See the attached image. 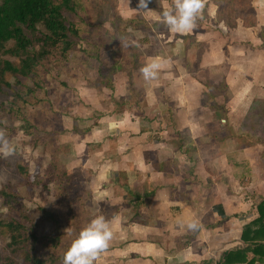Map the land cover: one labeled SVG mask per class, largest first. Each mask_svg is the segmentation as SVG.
Here are the masks:
<instances>
[{
	"label": "rangeland",
	"instance_id": "rangeland-1",
	"mask_svg": "<svg viewBox=\"0 0 264 264\" xmlns=\"http://www.w3.org/2000/svg\"><path fill=\"white\" fill-rule=\"evenodd\" d=\"M170 3V0H151L148 8L151 6L152 11L134 12L131 9L137 8L139 0H130V4L129 0H75V10L64 12L67 23L78 31L76 36L70 35L72 49L66 53L52 52L27 77L5 73L3 79L9 86L2 85L0 91V129L5 130L16 155L5 158L0 153V264H7V261L9 264H31L27 259L29 255L41 258L45 264H63L64 254L79 232L98 215L112 219L118 211V203L138 210L141 221L148 227L157 225L158 222L152 223V212L150 215L144 213L150 212L147 201H135L133 196L121 191L128 182L124 180L125 174L117 172L114 166L117 162L125 163L130 171L133 162L146 157V161L154 163L165 151L167 160L174 164L170 173L179 172L185 177L189 167L212 160L219 156L220 150H226L221 147L225 140L231 142V147L248 149L264 143V103L248 101L247 116H242V94L235 89L227 107L216 105L215 97L222 103L229 95L220 85L218 89L208 90L215 102L213 106L208 99L205 106L192 105L188 97L184 98L185 104L182 100L171 102L173 96L185 95L182 89L170 85L166 90L160 89L168 83L166 79L174 78L161 75L160 71L158 79L150 83L143 79L140 69L148 63L144 54L161 53L160 49L165 47V58L173 61L176 58L177 49L170 44L165 46V36H161L165 35L167 27L155 26L153 22ZM133 19L145 21L150 31L145 24H138L140 30L125 24ZM261 33L264 35V28ZM28 38L31 48L26 56L35 55L40 44L34 40V35ZM121 38L128 46L121 44ZM12 48L14 43L10 42L5 49ZM194 55L197 56L195 49L187 58L191 65L195 63ZM26 56L17 58L4 54L2 60L19 67ZM259 59L257 65L264 69V57ZM120 71L129 78V85L119 81ZM170 71L171 68L165 70ZM262 71L258 76L264 83ZM125 85L126 93L122 91ZM119 87V93L125 94L120 100L116 92ZM146 95L149 99L145 100L143 108L142 97ZM118 100L122 101L120 105L116 104ZM125 110L133 112L128 118H143L148 120L145 125L152 127L150 131L154 133L149 138L152 148L144 142L137 145L142 148L145 144L146 149H151L145 156L139 150L130 157L117 155L125 149L126 137L118 136L123 125L110 124L108 131L110 122L102 121L108 117H126ZM198 113L203 115L198 117ZM91 129L92 135L84 140ZM161 130L167 134L161 136ZM162 140L166 149L165 144H157ZM129 143L136 146L134 142ZM179 145L181 150H178ZM227 148L231 153L235 151L230 146ZM187 150L189 154L184 153ZM202 171L204 174L205 169ZM241 172L250 181L251 173L248 171L244 176L245 171ZM180 176L177 178L181 181ZM111 182L120 183L117 192L105 191ZM138 183L142 185V180ZM186 198L182 194L181 199L188 206L190 200ZM131 203H135L136 208ZM172 210L176 212L174 207ZM10 223L20 224L25 233L31 232L36 238L10 248V234L5 228ZM117 236L115 232L110 249L96 264H147L127 260L123 247L135 240L118 245L114 244ZM189 236L184 234L183 239Z\"/></svg>",
	"mask_w": 264,
	"mask_h": 264
},
{
	"label": "crops",
	"instance_id": "crops-1",
	"mask_svg": "<svg viewBox=\"0 0 264 264\" xmlns=\"http://www.w3.org/2000/svg\"><path fill=\"white\" fill-rule=\"evenodd\" d=\"M170 1L172 3V0ZM251 2L256 11L254 27L246 28L239 21L234 28H228L224 24L222 27V23L216 17V6L211 3V0H208L204 19L200 21L199 28L194 33L179 34L167 30L165 35H161L165 36V46L170 44L171 48L177 49V53H175L176 58L174 57L175 60H172L171 67L166 65L161 70V75L174 78L169 81L166 79V82L172 84L164 82L165 85L160 89L166 90L170 85V87L174 86L175 89H182L185 92L183 97L173 96L170 99L171 102L182 100L181 102L185 104L184 98L188 97L192 105L202 107L207 105L208 101L211 106L216 102V105L223 104L227 107L232 101V91L235 89L242 94L241 106L244 108L241 109V111L243 110L242 116H247L248 101L256 104L264 103V83H261L262 80L258 76V73H262L264 69L257 65L260 63L259 58L264 57V35L261 33L264 28V0ZM149 7L151 8V6ZM153 22L160 23V17L159 19L154 18ZM153 38L154 36L148 40ZM191 38L194 39L193 45H189ZM193 49L197 50V56H192L195 58V63L191 65V62H187V58ZM160 50L161 53L159 51L148 55L144 54L143 57L148 63L156 57L165 58V47ZM192 57H190L191 61ZM170 68V73L165 72ZM119 74V81L128 83L129 78L124 76L121 71ZM177 74L181 76L179 77ZM215 74L219 75L215 76ZM217 77L219 78L217 79ZM218 85L229 93L222 103L218 101L217 97L214 102L208 95L209 87L218 89ZM125 89H127L126 85L122 90L126 93ZM116 92H121V88L119 87ZM124 96V92L117 95L118 99H123ZM147 99H149L148 95L142 97L143 108L146 107L145 100ZM206 99L208 100L206 101ZM132 113V111L125 110L126 117H108L102 121L110 122L107 127L108 131L111 130L110 124L123 125L120 130L122 133L118 136L126 137V144L125 149L118 150L117 155L128 154L130 157L131 154L139 150L145 156L151 149H146L148 147L145 144L142 148L137 145L144 142L148 143L149 148H152L149 138L154 132L150 131L152 127L149 124V127L145 125L148 120L140 117L136 119L127 117ZM201 115L203 113H198V117ZM91 131L93 130L91 129L89 134L83 136L84 140L92 135ZM159 133L161 136L167 134L162 130ZM123 137L121 138L123 139ZM129 142H134L136 146H131L132 144L130 145ZM160 143L165 144L163 140L157 144ZM179 146L178 150H181V145ZM228 146L231 149L235 148V151L231 153ZM221 147L226 150L218 152L220 153L216 157L218 161L213 158L205 162L201 161L197 165L194 164L187 169L185 177L180 176L179 172L177 174L170 173L174 164L167 160L165 151H163L164 156L155 159L157 161L154 163L146 161V157L136 163L133 162V168L130 171H127L123 162H117L114 165L117 172L125 174V179H123L128 182L121 191L126 195L133 196L135 201H147V209L150 212L146 210L144 213L150 215L152 212L151 216L154 219L152 223L158 222L157 225L148 227L146 222L141 221L142 216L138 210H132L128 204L118 203L120 205L117 207V213L109 220L112 222L111 226L114 232L118 234V241L114 244L126 245L130 240H135V243L123 247L122 251L127 253L125 256L127 260L135 259L147 264H221L227 253L248 246L241 239L243 230L245 226L259 218V209H262L258 205L264 203V143L261 142L257 144V147L248 149L231 147V142L225 140ZM184 153L189 154L188 150ZM204 169L203 174L202 170ZM241 170L245 171L244 176L248 174V171L251 173L250 181L243 177ZM179 176L182 177L181 181L177 178ZM139 180H142V185L138 183ZM118 184L120 185V183ZM118 184L109 183L105 191L117 192ZM115 194L118 195V193ZM182 194H185L190 200L188 206L181 199ZM118 202L120 201L118 200ZM134 204L131 203L136 208V204ZM173 207L176 212L172 210ZM160 209L163 211L160 212ZM167 209L168 211H166ZM190 219L199 220L203 225L202 229L192 233L186 227L183 229L179 227L178 221L187 222ZM184 234L191 236L184 240ZM248 256L252 258L253 254Z\"/></svg>",
	"mask_w": 264,
	"mask_h": 264
},
{
	"label": "trees",
	"instance_id": "trees-1",
	"mask_svg": "<svg viewBox=\"0 0 264 264\" xmlns=\"http://www.w3.org/2000/svg\"><path fill=\"white\" fill-rule=\"evenodd\" d=\"M252 0H211L216 6L217 20L227 26L234 28L238 21H241L246 28L255 26L256 11L252 6ZM75 10V0H0V91L2 85L9 86L4 82L5 73H12L15 76H29L39 62L48 57L52 52L61 50L63 53L72 49L73 43L70 35L76 36L78 31L69 25L64 18V12ZM250 20H253L250 21ZM145 24L146 29L150 28L142 20L126 21L125 24L132 25L134 29L140 30L138 24ZM161 26L162 22L155 26ZM163 26H165L163 24ZM42 29V31H41ZM168 30V29H167ZM166 30V31H167ZM40 36L38 37V35ZM28 35H34L40 47L35 55H27L31 48V41ZM147 39V37H146ZM194 44V39H190ZM13 42L14 48L5 49ZM4 54L14 57L25 55L20 66H14L8 61H3ZM210 89V87H209ZM120 100V99H119ZM116 103L120 105L122 101ZM264 203L259 206V218L245 226L241 239L248 244L247 247L223 257L221 264H264ZM221 214L222 211H220ZM5 228L10 234V245L18 247L35 239L33 233L26 231L23 226L6 224ZM254 228V229H253ZM253 254V258L247 256ZM29 255V254H27ZM27 259L31 264H45L38 257L29 255ZM9 261H7V264Z\"/></svg>",
	"mask_w": 264,
	"mask_h": 264
},
{
	"label": "clouds",
	"instance_id": "clouds-1",
	"mask_svg": "<svg viewBox=\"0 0 264 264\" xmlns=\"http://www.w3.org/2000/svg\"><path fill=\"white\" fill-rule=\"evenodd\" d=\"M151 0H139L134 12L152 11L148 8ZM208 0H172L171 5L165 8L160 14L161 22L170 32L179 34L194 33L204 19V12ZM130 4V0H129ZM223 27V24L221 25ZM135 43L134 41L132 42ZM121 44L128 46L124 38ZM138 46V45H137ZM171 58L156 57L140 69L143 79L151 82L158 79L160 71L167 65L171 67ZM0 153L5 158L16 155V149L9 141L5 130L0 129ZM6 212L7 209L5 208ZM111 221L105 215H98L93 218L75 238L64 254L63 264H96V262L108 252L115 232ZM181 229L185 228L192 233L200 231L203 225L197 219H190L187 222L178 221Z\"/></svg>",
	"mask_w": 264,
	"mask_h": 264
}]
</instances>
